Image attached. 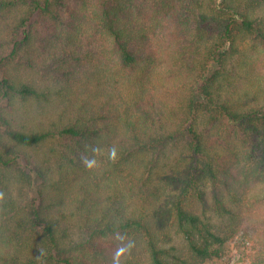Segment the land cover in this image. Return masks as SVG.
<instances>
[{
  "label": "trees",
  "instance_id": "trees-1",
  "mask_svg": "<svg viewBox=\"0 0 264 264\" xmlns=\"http://www.w3.org/2000/svg\"><path fill=\"white\" fill-rule=\"evenodd\" d=\"M246 184L264 203V0H0V264H202Z\"/></svg>",
  "mask_w": 264,
  "mask_h": 264
},
{
  "label": "rangeland",
  "instance_id": "rangeland-1",
  "mask_svg": "<svg viewBox=\"0 0 264 264\" xmlns=\"http://www.w3.org/2000/svg\"><path fill=\"white\" fill-rule=\"evenodd\" d=\"M234 172L236 176H239L240 171L238 169H236ZM256 186L259 185L256 184ZM237 187L238 188L235 191L242 194V200L239 201V204H236V207L234 206L237 218L235 225L232 226V230H237L238 234L234 238L227 241V243L222 248V252L219 254V258L206 261L202 264H248L242 259L241 254L236 250L235 244H237V242L240 240V237L243 235V233H250L252 235L251 237L255 236L257 239L259 237L260 231L264 229V203H254L252 200L247 198L249 193L251 194L252 188L254 191L257 189H254L255 187L253 184H249L248 186L246 184L243 188L239 186ZM188 207L191 210L197 211L199 214L201 213L200 206H194L192 199L189 200ZM207 218L210 223H213L215 229L218 226H221V223H223L222 230H224L226 224L222 219H220L219 216L208 214ZM176 243L179 247L183 245L181 238H177ZM255 244L257 243L255 242ZM244 245L246 247V252L254 253V248H252V244L250 242L245 241ZM121 247H123V245ZM130 247H132L136 253L141 251L142 254L143 252V247L139 239H134L132 241V246ZM255 252H257V250H255ZM258 264H264V260L259 261Z\"/></svg>",
  "mask_w": 264,
  "mask_h": 264
}]
</instances>
